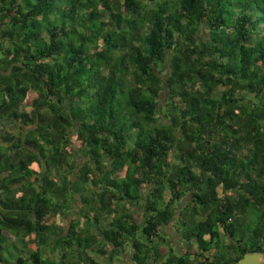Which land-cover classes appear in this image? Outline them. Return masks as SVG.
Segmentation results:
<instances>
[{
	"label": "trees",
	"instance_id": "trees-1",
	"mask_svg": "<svg viewBox=\"0 0 264 264\" xmlns=\"http://www.w3.org/2000/svg\"><path fill=\"white\" fill-rule=\"evenodd\" d=\"M1 119L0 262L264 254V0H0Z\"/></svg>",
	"mask_w": 264,
	"mask_h": 264
},
{
	"label": "rangeland",
	"instance_id": "rangeland-1",
	"mask_svg": "<svg viewBox=\"0 0 264 264\" xmlns=\"http://www.w3.org/2000/svg\"><path fill=\"white\" fill-rule=\"evenodd\" d=\"M0 128H6L8 129L9 131H13L14 128H13V125H11L10 122H8L6 119H1V123H0ZM133 208V207H131ZM69 218V217H68ZM68 218H65L64 219V222L67 223L68 222ZM83 223V221H82ZM165 231H169V227H166L165 228ZM7 235L9 236V243H8V250H6L5 254L9 256V253H12V256H9V259L11 260V262H0V264H14V260L16 258V256L20 253L19 252V248L21 247L20 243L18 241H16L12 235L8 234ZM178 235L175 234V235H172V240L173 242L175 243V249L176 250H182L183 248V244H181V242L178 240ZM224 242L225 243H229V239L228 238H225L224 239ZM13 244H15V246H13ZM166 247H168V243L165 244ZM90 253L92 254V256L94 258H96L97 260L99 261H102V262H106L107 261V258L102 256V255H99L97 254L96 252L94 251H90ZM52 255L51 256H54V255H57L56 252L55 253H51ZM123 262H126V264H130V261L128 259V256H124V254H121L120 256L118 257H114L110 260V263L111 264H122Z\"/></svg>",
	"mask_w": 264,
	"mask_h": 264
},
{
	"label": "water",
	"instance_id": "water-1",
	"mask_svg": "<svg viewBox=\"0 0 264 264\" xmlns=\"http://www.w3.org/2000/svg\"><path fill=\"white\" fill-rule=\"evenodd\" d=\"M236 264H264V254L259 251H246Z\"/></svg>",
	"mask_w": 264,
	"mask_h": 264
}]
</instances>
